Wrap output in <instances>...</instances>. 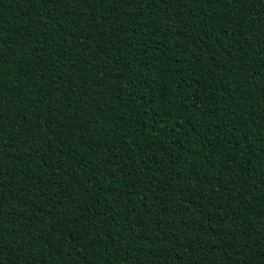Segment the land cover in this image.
Listing matches in <instances>:
<instances>
[{"label": "trees", "instance_id": "trees-1", "mask_svg": "<svg viewBox=\"0 0 264 264\" xmlns=\"http://www.w3.org/2000/svg\"><path fill=\"white\" fill-rule=\"evenodd\" d=\"M0 264H264V0H0Z\"/></svg>", "mask_w": 264, "mask_h": 264}]
</instances>
